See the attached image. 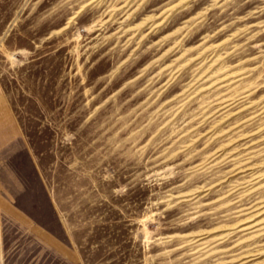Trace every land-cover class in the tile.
<instances>
[{"label": "rangeland", "instance_id": "rangeland-1", "mask_svg": "<svg viewBox=\"0 0 264 264\" xmlns=\"http://www.w3.org/2000/svg\"><path fill=\"white\" fill-rule=\"evenodd\" d=\"M0 264H264V0H0Z\"/></svg>", "mask_w": 264, "mask_h": 264}]
</instances>
